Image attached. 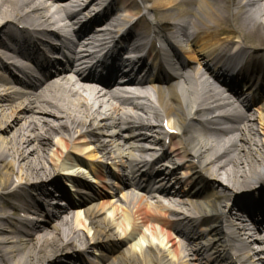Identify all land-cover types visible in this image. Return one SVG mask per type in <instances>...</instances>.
<instances>
[{
	"label": "bare ground",
	"instance_id": "obj_1",
	"mask_svg": "<svg viewBox=\"0 0 264 264\" xmlns=\"http://www.w3.org/2000/svg\"><path fill=\"white\" fill-rule=\"evenodd\" d=\"M103 3L101 13L70 34L65 28L49 29L41 0H0L1 66L14 63L35 41L49 43L61 54L47 58L42 76L26 83L23 91L13 89L0 72V264H59L67 255L77 264H255L241 240L264 215V118L253 135L237 137L234 129L214 128V112L201 107L205 100L200 95L212 87L200 71L218 83L254 88L261 95L256 109L261 114L264 0ZM118 9L125 14L126 29L110 53L126 39L165 38L182 70L192 62L198 66L190 68L191 76H179L183 99L173 90L158 99V106L137 105L132 113L119 107L95 112L79 97L93 89L97 82L92 78L82 79L89 85L52 81L57 69L76 58L80 31ZM139 26L145 32L136 33ZM177 38L186 50L174 43ZM231 50L239 66L229 70ZM193 80L201 82L200 88L189 85ZM165 122L177 135H169ZM129 141L147 143L145 153L159 154L155 164L165 165L162 176L174 181L191 205L186 215L169 219L167 210L144 200L148 188L128 160ZM108 176L125 190L124 201L109 215L101 206H89L88 220L81 221L90 193H97L100 203L107 199L103 189ZM56 183L70 187L56 189ZM132 190L145 194L136 199ZM71 196L78 198L69 201L74 226L61 218L64 208L59 206V198ZM240 200L246 204L237 205ZM18 211L25 218H10L9 212Z\"/></svg>",
	"mask_w": 264,
	"mask_h": 264
},
{
	"label": "rangeland",
	"instance_id": "obj_2",
	"mask_svg": "<svg viewBox=\"0 0 264 264\" xmlns=\"http://www.w3.org/2000/svg\"><path fill=\"white\" fill-rule=\"evenodd\" d=\"M62 187L64 188V183H61V184H57L56 183L54 188L62 190ZM54 188L50 187L51 191L55 190ZM260 198L261 199L264 198V188L262 189V193L260 194ZM245 202H246L245 200H240L239 203L237 202V205H240V206L244 205V204H246ZM9 216H10V218L19 219V220H22V218H25V214L22 211L21 212L18 211V212H15V213L9 212ZM71 257H72L71 255H67V258L65 260H62L61 263H59L60 262L59 261L58 263L59 264H77L76 259L75 258H71ZM77 259H80V258H77Z\"/></svg>",
	"mask_w": 264,
	"mask_h": 264
}]
</instances>
